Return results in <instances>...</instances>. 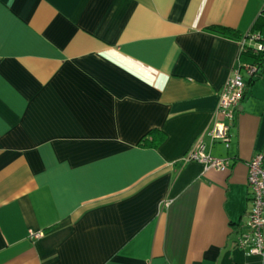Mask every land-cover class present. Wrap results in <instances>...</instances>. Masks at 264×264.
I'll return each mask as SVG.
<instances>
[{
	"label": "crops",
	"instance_id": "obj_1",
	"mask_svg": "<svg viewBox=\"0 0 264 264\" xmlns=\"http://www.w3.org/2000/svg\"><path fill=\"white\" fill-rule=\"evenodd\" d=\"M249 30L264 0H0V264H264L238 244L264 71L203 137L229 168L182 161Z\"/></svg>",
	"mask_w": 264,
	"mask_h": 264
},
{
	"label": "built area",
	"instance_id": "obj_2",
	"mask_svg": "<svg viewBox=\"0 0 264 264\" xmlns=\"http://www.w3.org/2000/svg\"><path fill=\"white\" fill-rule=\"evenodd\" d=\"M237 62L232 68V75L225 82L218 94L213 120L204 134L196 139L193 146L186 153L183 160H196L206 169L217 171L227 170L230 160L224 157L210 155L205 150L204 136L211 141L222 142L225 148L229 147L230 129L236 124V115L239 104L245 94L250 81L257 78L264 67L256 62H247L240 59L247 51L259 54L264 51V33L249 30L240 36ZM264 148L247 161L246 183L250 207L243 216L238 235V244L247 254L264 255ZM40 232L29 231L30 238H37Z\"/></svg>",
	"mask_w": 264,
	"mask_h": 264
},
{
	"label": "trees",
	"instance_id": "obj_3",
	"mask_svg": "<svg viewBox=\"0 0 264 264\" xmlns=\"http://www.w3.org/2000/svg\"><path fill=\"white\" fill-rule=\"evenodd\" d=\"M210 31L216 32V33H220L223 35H227V36H235L237 35L236 32L230 30L229 28L226 27H217V26H210L207 28ZM240 59L242 61H247V62H256L258 63L260 66L264 67V51L260 52L259 54L255 55L250 53L249 51L243 53L240 57ZM154 131H151L150 134H153ZM155 140V137H153V135H151V140L150 143H154L153 141Z\"/></svg>",
	"mask_w": 264,
	"mask_h": 264
}]
</instances>
